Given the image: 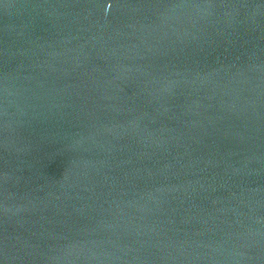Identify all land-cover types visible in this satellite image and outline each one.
Returning <instances> with one entry per match:
<instances>
[{
  "label": "water",
  "instance_id": "1",
  "mask_svg": "<svg viewBox=\"0 0 264 264\" xmlns=\"http://www.w3.org/2000/svg\"><path fill=\"white\" fill-rule=\"evenodd\" d=\"M0 264H264V0H0Z\"/></svg>",
  "mask_w": 264,
  "mask_h": 264
}]
</instances>
